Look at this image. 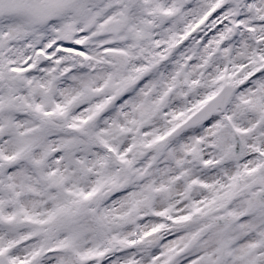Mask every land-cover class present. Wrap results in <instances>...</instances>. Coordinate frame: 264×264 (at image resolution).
<instances>
[{
    "label": "snow or ice",
    "instance_id": "6c2138e0",
    "mask_svg": "<svg viewBox=\"0 0 264 264\" xmlns=\"http://www.w3.org/2000/svg\"><path fill=\"white\" fill-rule=\"evenodd\" d=\"M0 264H264V0H0Z\"/></svg>",
    "mask_w": 264,
    "mask_h": 264
}]
</instances>
